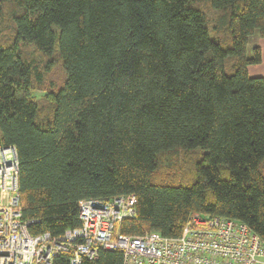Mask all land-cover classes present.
<instances>
[{
	"label": "trees",
	"instance_id": "16d2710c",
	"mask_svg": "<svg viewBox=\"0 0 264 264\" xmlns=\"http://www.w3.org/2000/svg\"><path fill=\"white\" fill-rule=\"evenodd\" d=\"M256 33L264 0H0V146L17 150L29 232L60 237L81 226V200L135 195L123 234L178 238L199 214L264 240ZM54 56L66 77L42 106L34 94ZM181 151L201 152L193 170L173 169ZM161 167L169 173L157 178ZM81 264H123V254Z\"/></svg>",
	"mask_w": 264,
	"mask_h": 264
},
{
	"label": "built area",
	"instance_id": "2783aa9c",
	"mask_svg": "<svg viewBox=\"0 0 264 264\" xmlns=\"http://www.w3.org/2000/svg\"><path fill=\"white\" fill-rule=\"evenodd\" d=\"M20 161L14 146H0V264H54L69 255L70 264L96 260L101 251H120L123 264H264V240L242 221L193 215L178 238L150 231L120 232L136 218L135 195L79 202L81 226L60 237L32 235L23 218L19 191Z\"/></svg>",
	"mask_w": 264,
	"mask_h": 264
},
{
	"label": "rangeland",
	"instance_id": "374dc122",
	"mask_svg": "<svg viewBox=\"0 0 264 264\" xmlns=\"http://www.w3.org/2000/svg\"><path fill=\"white\" fill-rule=\"evenodd\" d=\"M208 15H209V21L211 22L213 20V17L215 15V13L213 11H209L208 10ZM9 36H12L11 33H9ZM256 38L254 37V35L250 38V42L248 45V53L249 55H252V51H253V47L256 46ZM23 49H25L26 52L32 51V47L30 45H24ZM233 58H227L226 60V72L228 74L232 73L233 71V62H232ZM261 67L259 66H250L249 67V74L251 76H259V72H261ZM65 70L62 67L61 62L59 61V59L57 58V56H54V62H53V67L51 69V71L48 73L46 80L43 84V86L41 87L40 90L35 91V98L38 101V103L40 105H46V95L47 93H49L50 91H55L56 89H58L63 82L65 81ZM201 152L200 151H194V152H183L181 151L179 153V158L177 159V165H175L173 167L174 170H179L184 172V168L189 167L190 171L193 170V166H192V162L194 160H196L198 157H200ZM167 173H169V170H167L165 167H161L156 174V177L158 178H162V177H167L166 175H168ZM223 176L225 177V173L223 174Z\"/></svg>",
	"mask_w": 264,
	"mask_h": 264
},
{
	"label": "crops",
	"instance_id": "0c3cea01",
	"mask_svg": "<svg viewBox=\"0 0 264 264\" xmlns=\"http://www.w3.org/2000/svg\"><path fill=\"white\" fill-rule=\"evenodd\" d=\"M254 37L256 38V44L255 45L261 47V50H262V62L258 65H251V66H259L260 65V67L262 69L258 75H264V38L260 37L257 33L254 35ZM249 42H250V40H249ZM249 67H248V69H249Z\"/></svg>",
	"mask_w": 264,
	"mask_h": 264
}]
</instances>
